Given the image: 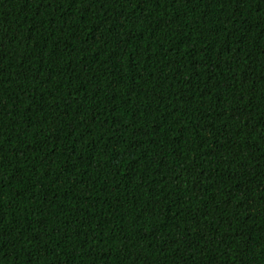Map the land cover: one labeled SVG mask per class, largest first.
I'll return each instance as SVG.
<instances>
[{"label": "trees", "instance_id": "trees-1", "mask_svg": "<svg viewBox=\"0 0 264 264\" xmlns=\"http://www.w3.org/2000/svg\"><path fill=\"white\" fill-rule=\"evenodd\" d=\"M0 264H264V0H0Z\"/></svg>", "mask_w": 264, "mask_h": 264}]
</instances>
